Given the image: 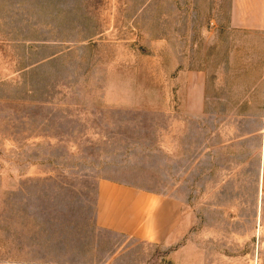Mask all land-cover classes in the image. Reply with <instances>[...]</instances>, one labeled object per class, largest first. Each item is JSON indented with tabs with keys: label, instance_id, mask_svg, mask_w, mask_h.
Listing matches in <instances>:
<instances>
[{
	"label": "rangeland",
	"instance_id": "1",
	"mask_svg": "<svg viewBox=\"0 0 264 264\" xmlns=\"http://www.w3.org/2000/svg\"><path fill=\"white\" fill-rule=\"evenodd\" d=\"M99 180L178 233L98 231ZM0 264H264V0H0Z\"/></svg>",
	"mask_w": 264,
	"mask_h": 264
},
{
	"label": "crops",
	"instance_id": "2",
	"mask_svg": "<svg viewBox=\"0 0 264 264\" xmlns=\"http://www.w3.org/2000/svg\"><path fill=\"white\" fill-rule=\"evenodd\" d=\"M181 215L174 197L112 180L96 184L93 222L101 233L135 244H165L178 233Z\"/></svg>",
	"mask_w": 264,
	"mask_h": 264
}]
</instances>
